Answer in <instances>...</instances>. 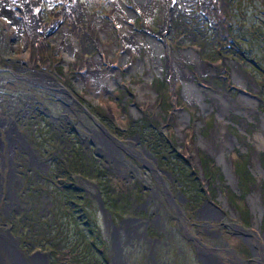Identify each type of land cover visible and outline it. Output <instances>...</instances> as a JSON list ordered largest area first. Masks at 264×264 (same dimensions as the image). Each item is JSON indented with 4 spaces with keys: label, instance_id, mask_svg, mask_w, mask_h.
I'll list each match as a JSON object with an SVG mask.
<instances>
[{
    "label": "rangeland",
    "instance_id": "1",
    "mask_svg": "<svg viewBox=\"0 0 264 264\" xmlns=\"http://www.w3.org/2000/svg\"><path fill=\"white\" fill-rule=\"evenodd\" d=\"M33 1L36 3L34 13L41 19L37 23L42 26V34L36 33L34 36V44L37 45L41 58L35 61L36 49L33 47L30 50L34 67L53 73L58 87L68 91L66 100L63 99L64 95L59 97L57 92L55 95L67 106L72 104L78 113H75L77 120H71L70 114L63 113L58 106L48 103L50 95L45 93L46 90L41 91V85L32 86L28 82L31 64L26 50L30 48V41L25 32L24 35L15 31L9 16L0 9V68L5 63L2 60L7 63L4 70L0 71V111L3 95V112L5 116L12 114V118L17 117V123L27 137V145L24 146L29 149L18 148L22 151V162L28 166L18 172L21 177L16 187L3 188L4 199L1 206L6 224L2 222V227L10 230L14 225L12 222L15 220V211L22 209L23 213L16 214L19 216L17 222H20L17 228L29 222L30 228L36 230L30 231L28 237H31L32 232L37 234L36 242L42 243L39 247L45 246L43 243H47V240H52L51 243L55 245L60 242L69 243L73 249L82 237V255L86 256L84 264H95L93 257L96 253L99 255V252L96 250L95 253L94 249H101L95 243L99 246L97 239L100 236L104 243L116 246L112 236L114 232L117 231L122 236L126 232L127 235L134 232L131 225L124 231L125 228L117 224L116 213L127 206L124 220L132 218L130 215H135V210L145 209L146 223L138 225V233L141 234L145 228L148 230L152 226V230L157 231L160 227L166 231L165 237L158 241L149 232L141 254L137 250H130L129 264H204L206 257L198 259L196 250L198 253L211 254L210 258L217 264H264V165L259 157L264 152V144L259 145L257 138L258 134H262L264 139V124L261 122L262 116L264 119V100L257 94V77L263 79L264 76H257L258 71L254 75L253 70V64L264 66V0H218L212 7H203L197 2L192 6H184L185 9L176 7L171 18V29L162 33V39L185 65L182 66L183 69L180 67L181 71L172 70L173 73L167 68L165 54L160 52L158 56H151L147 43L136 42L137 38H134L126 44L128 48L123 44L121 28L117 27V19L112 16L113 0ZM156 3L158 6L153 9L150 22L145 20L150 16H142V19L127 23L142 33L147 32L146 27L149 26L150 40L154 39L153 34L162 30L159 25L163 20L162 6L159 2ZM72 4L77 5L78 11L68 8ZM118 12L123 14L121 9ZM95 17L100 20L101 26L94 22ZM89 18L92 19L91 23ZM3 19L6 25L3 24ZM63 27L76 34L78 42L81 40L86 48L82 52L74 49L72 54L76 56V60L67 57L70 54H65L56 43L58 35L54 33L55 29ZM66 35L69 36L68 33ZM112 40L115 41L114 46L98 47L99 42ZM190 47L200 60L184 55L182 57L181 51ZM126 48L129 56L121 59ZM100 49H104L105 53L110 52V56H105ZM158 49V43L155 42L151 50L156 52ZM47 53H52V62ZM98 54L102 55L99 67L109 71L106 79L112 84L104 80L95 85L93 79L84 73L86 67H80L82 58L89 59ZM154 58L160 60V66L154 63ZM46 60L52 67L47 65ZM140 62L142 66H138ZM201 63L206 68L200 67ZM158 70L164 74L162 80L158 78L163 77L159 76ZM181 73L185 75V79L187 77L186 83L181 79ZM79 77L84 79L83 83L79 82ZM204 80L208 83H204ZM169 83H172L175 94ZM148 84L153 93L146 89ZM195 84H203V87L225 95L223 111L217 104V98L205 93L206 88L200 87L203 95L199 99H195V89L185 93L186 86L195 87ZM244 98H249L250 102ZM252 98L256 100L257 106L251 101ZM151 99L154 100L153 103L150 102ZM12 104V107H8ZM50 115L68 121L63 122L64 126L79 121L86 129L83 140L90 134L103 136L104 142L110 147L109 152L104 150V155L98 154L97 147H90L88 139L89 143L85 142L80 151L95 152L101 158V162L96 161L97 165L100 164L98 170H104V175H108L110 180L102 182V176L94 175L95 171L89 168L79 171L83 177L74 179L77 188L74 187L79 191L71 187L57 190L69 201L70 209L74 212L70 213V217L55 214L56 222L50 220L46 223L43 217L48 214L52 189H60L62 186L53 185L52 189L49 185L39 187L37 183L41 177H38L37 171L42 175L44 170L30 168L32 158L27 152L38 151L42 156L48 150L47 146H50L43 142L50 137L60 139L58 136L63 133L60 126L62 123L56 125L59 130L54 128L53 131L51 124L48 125ZM41 119L43 123H40ZM32 120L38 122L36 129ZM127 125L133 127L131 133L126 135L123 129ZM135 136L141 143L136 141ZM145 136L147 140H143ZM150 136L153 141L158 140L160 143L171 140L169 147L175 154L188 160L191 170H195L190 172L193 177L186 180L182 187L173 182L169 171H162L164 165L155 160L152 152L148 154L141 147L149 144ZM206 143L213 145V150ZM55 144L58 149L60 144ZM194 147L199 159L200 156L210 158L205 161L207 176L204 178L199 177L201 171L199 173L198 164L193 158ZM220 150L227 165L232 166L235 184L225 171V162L218 160ZM40 156L38 159H41ZM247 159L254 175L249 189L239 180L234 167L236 164L240 171ZM43 163L48 165L49 160L45 159ZM212 163L214 168L218 167L217 171L213 170ZM241 174L244 175V172ZM135 182L142 185V188L145 187V190H138ZM240 182L242 186L239 187ZM179 188H186L189 193L187 197L180 193ZM229 188L237 194L241 189L242 197L232 196ZM128 189H132L131 192ZM118 193L125 196L129 193L128 203L123 199H119V203L114 202L118 199ZM256 196L260 198L259 206L252 202V198ZM189 198L192 199L188 200ZM87 202H90L89 208L86 206ZM62 204L61 200L54 202L52 210L58 211ZM105 204L110 206V211L104 207ZM211 248L217 250L213 251ZM103 249L107 251L108 248L104 246ZM89 253L92 256H88ZM207 263L213 264L209 259Z\"/></svg>",
    "mask_w": 264,
    "mask_h": 264
},
{
    "label": "flooded vegetation",
    "instance_id": "2",
    "mask_svg": "<svg viewBox=\"0 0 264 264\" xmlns=\"http://www.w3.org/2000/svg\"><path fill=\"white\" fill-rule=\"evenodd\" d=\"M156 1L161 3L162 0H156ZM214 1H218V0H169L168 7H169V14H170V18H169L170 24L172 22L171 18H172L173 11H175L176 7L181 6L182 9H185L184 6H192L195 2H197L200 6L209 5L212 7ZM118 2H120L118 5V11L121 9V11L123 12L122 20L124 22L128 23L131 21H136L139 18L142 19L143 15L138 8L137 1L118 0ZM35 4L36 3L34 2V8H35ZM68 8L72 9L73 11L75 10L78 11V7L76 4L69 5ZM4 13L6 16H9L8 19H10L11 22H13L15 26V31L17 30L19 31V33L25 32L27 34L28 40L30 41L31 49L33 47L36 49V56L34 58L35 61L37 59H40L41 56L38 51V47L37 45L35 46L34 44V42L36 41V39L34 38L36 33L42 34L41 32L42 26L37 23L41 21V19L38 18V15L35 13L36 17H30L29 20H24L22 23H20V20L15 16L18 22L16 21V18L13 16V14L10 12L9 9L4 11ZM82 14L85 15V13H82ZM151 17L152 16H150L149 18L145 20H148L150 22ZM31 21H32V26H29L28 24ZM89 22L91 23L90 20ZM38 26H40L39 30H38ZM58 32H59V29H55L54 33H57L58 35ZM152 37L156 40V42H157V39H162V35H161V38H159L160 36H156V34H153ZM79 45L80 47H77V49H79L80 52L86 49L84 46V43H82L81 40L79 41ZM47 54L49 55V53ZM77 54L80 56L78 52ZM54 55L55 54H53V56ZM50 56H52V53L48 57L49 61L52 62V59L50 58ZM82 59L85 60V58H82ZM82 59H81V63H82ZM2 61L5 63L1 64L2 69L0 68V71L4 70V68L7 66L6 61L5 60H2ZM29 63L31 64L30 66L31 73H30V77L27 79L28 82L32 84V86L41 85V87H43L41 91L46 90L45 93H49L50 95V98H48L49 100L48 103L58 106L62 110L63 113L70 114L69 118L71 120L73 119L76 121L77 119L75 117V113H78V110L74 106H72V104L67 106L64 102H62L59 98H57V95H55L56 92L59 94V97L64 95L63 99L66 100L68 91H66L62 87H58V85L56 84L57 79L52 76L53 74L52 72H50L49 70L46 71L43 69L35 68L34 62H32L31 58L29 60ZM47 65L51 66V64L49 65L48 61H47ZM158 73L160 74V75L158 74L159 76L162 75V73H160L159 70H158ZM162 76H163L162 78L160 77L158 78L162 80L164 78V74ZM169 84H170L171 91H172L173 85L172 83H169ZM2 88H3V84H2ZM31 89L33 90L34 87H32ZM10 97H12V95ZM33 100H35V98H33ZM12 106L13 104L8 105V107H12ZM132 108H134V106H132ZM3 111H4V104H3V95H2V111H0V156H2V161L0 162V264H59L60 260H61V264H65V262L70 263V264H84V260L86 259V256L82 255V247H81L83 243L82 237H80L79 243L74 246L73 248L74 251H72L73 249L71 248V244L60 242L59 244L55 245L51 243L52 240L51 241L47 240V243H43V244H46L45 246L39 247L40 245H42V243L40 244L36 242V237L38 236L37 234L32 232L31 237H28V233H30V231L36 230V229L30 228L31 226L29 222H25L23 226L21 225L20 227L17 228V224L20 223V222H17V218L19 217L17 215H20L21 213H23L22 209H18L17 211H15L17 215L16 214L14 215L15 220L14 222H12L15 226L14 225L11 226L10 230H7L2 227V222L6 224L5 222L6 220H4V215L2 213V206H1L2 200L4 199L3 188L7 186L16 187V185L18 184V179L19 177H21V174L19 175L18 172L21 170V168H24L27 165L22 162L21 157L23 155H21L22 151H20L19 149L25 147L27 150H29L27 146H24L25 144L27 145V141L25 140L27 137L23 133L22 128L18 125L17 117L14 116V118H12L11 117L12 114H8L7 116H5ZM26 116L28 118L29 113H27ZM106 116L108 117V115ZM48 119H49L48 121H50L48 125L51 124L53 131H54V128H57L56 125L59 122L62 123L60 126L62 128L63 133H61L58 136L60 139L57 140L56 137H50L48 138L47 141L43 142V144H49L50 146H47L48 150H46L45 153L42 154V156H40L39 154L40 152L38 151H34L35 153L27 152L29 154V157L32 158L31 163H30V168L36 171L44 170V173L42 175H40L37 171V174L39 175L38 177H41V180L38 181L37 183L39 187L49 185V187H51L52 189L53 185L62 186L60 189H52L53 193L49 196V201H50L49 206L50 207L48 208L49 209L48 214L45 217H43L46 219L45 220L46 223L50 222V220H55L56 219L55 214L61 215L64 217L66 216L70 217L71 214L74 212L73 210L70 209L69 203H66L67 201L66 202L64 201V196L59 194L57 190H61L66 187H71L75 189L76 182L74 181V179H76L77 177H80V178L83 177L82 175H80L79 171H86L88 167H89V170L96 171L98 167V165L96 164V161L101 162L100 160L101 158H99L95 152L94 153L82 152L80 151V147H82L85 142H88V140H90L89 141L90 147L92 146L97 147L96 152L98 154L102 155L104 150L107 152L110 151V147L107 145L108 143L104 142L103 136H100L98 134L96 136L93 134H90L88 135V138H87L88 140L87 139L83 140V138H85V135H86V129H84V125L80 124L79 121L77 123L75 122L76 124L70 123L69 126H64L63 122L67 123L68 121H64V119L61 120L56 115L55 116L50 115L48 116ZM32 121L31 123H33V126L36 124L34 126V129H36L38 127L37 126L38 122L37 121L32 122ZM43 122L44 121L41 119L40 123H43ZM129 126L130 125H127L126 128L123 129V131H126ZM57 130H59V128H57L56 131ZM79 132L81 134H79ZM111 132L113 131L111 130ZM135 139L137 142L141 143L140 139L137 136H135ZM55 143L60 144L58 149H56ZM141 147H143V149L149 154V152L146 150L145 145ZM4 152L6 153L7 158L6 156H4ZM39 156L41 157V159H38ZM45 159L49 160L48 165L47 164L45 165L43 163V160ZM40 161L42 162L39 165L38 163ZM162 171L166 173L164 169H162ZM75 190L79 191V189H75ZM142 190L144 191L145 187H143ZM83 194L85 195V193ZM56 199L58 201H56ZM60 200L62 201L63 204L61 205V207L58 208V211L56 210L54 212L52 210V207L53 206L55 207L56 205V204L54 205V202L58 203ZM124 210H126V206H124ZM124 210L121 211L120 213H118L119 211L116 213L117 215L116 219L118 220L117 224L118 226H123L125 228L124 231L127 230L126 227L131 225L134 232L130 235H127L128 232H126L125 235L123 234V236L117 231L114 232L112 236H113V241L116 244V246H113V245L110 246V244H107V242L104 243L100 235H99L100 238L97 239L99 246L95 243L96 247L102 248V246L103 247L106 246L108 248L107 249L108 254L106 256L109 259L110 264H129L128 259H129V254L131 253L130 250L133 249V251L135 252L137 250V253L141 254L143 250V246L146 245V240H147V236L149 232L152 234L151 236L154 237L152 238L157 241L159 240V238L163 236L165 237V234H166V231L164 232L163 228H160V227L158 229L159 231L152 230L153 226L150 228L147 227L148 230H146L145 228L141 234L138 233L137 232L138 225L142 223H146L144 222L145 221L144 220L145 219L144 218L145 209L139 208L138 210H135L136 211L135 215L133 216L130 215L132 218L128 220H124L123 218L124 215L127 214V213H124L125 212ZM141 213H143V216L141 215ZM112 221L114 222V220ZM2 229H5V230H2ZM42 229L43 228H40V230ZM211 249L213 251L217 250V248H211ZM96 250L99 252V255L96 253ZM94 251L96 253L94 258L95 259L97 258L96 264H100L103 259L102 254L104 252L101 249H94ZM196 253L199 256L198 259H201V256H204L206 258L208 257L209 260L213 262V264H217L214 259L212 260L210 258L212 257L211 254H207L206 252L198 253L197 250H196ZM114 255H115V258H114ZM88 256H92L91 253H89ZM154 259L155 257L153 256V260ZM160 264H164V262H160ZM204 264H206V262ZM207 264H211V263H207Z\"/></svg>",
    "mask_w": 264,
    "mask_h": 264
},
{
    "label": "bare ground",
    "instance_id": "3",
    "mask_svg": "<svg viewBox=\"0 0 264 264\" xmlns=\"http://www.w3.org/2000/svg\"><path fill=\"white\" fill-rule=\"evenodd\" d=\"M68 1L70 2V0H68ZM135 1H137L138 8L141 11L144 18L151 16L153 13V9H155L158 6V4L156 3V0H139V1L135 0ZM119 3L120 2H118V0H113L114 6L112 8V14H113L112 16L117 19V23H116L117 27L121 28V34H122L121 38L123 40V44L126 46V44L128 42H131V40H133L134 38H137L136 42L143 41V42L147 43V45L149 47L148 50L150 51L151 56H154L156 54L158 56V54H160V52L165 54V58L167 61V68L169 69V71L172 72V70H174V69H177V71L180 69V71H181L180 67L185 66V65H183L177 59L178 55L173 53V49L171 47H169L168 44H166L163 39H157L159 49L156 52L151 50V46L156 42V40L155 39H153V40L149 39L150 38V27L149 26L146 27L147 32L142 33L140 31L134 29L131 24H127L126 22H124L122 20L123 19L122 15L118 12ZM168 4H169V0H162L160 3V5L162 6L161 14H162V18H163V21L160 23L162 30L159 33H157L156 36H161L162 33L171 29V24H170V20H169L170 14H169ZM215 4H216V2L214 1L213 6ZM204 6H206V5H204ZM0 9H1L2 13H4V11L9 9L10 12L13 14V16L14 17L16 16L20 20V23H22L24 20H29L30 17H36V14L34 13V1L33 0H0ZM17 18H16V21L18 22ZM89 20L92 22L91 18H89ZM93 20H94V22L97 23L98 26H101V22L97 17H95V19H93ZM3 24L6 25V22L4 19H3ZM28 25L32 26V21ZM20 33H23V32H20ZM66 33H68L69 36H67ZM23 34L25 35V33H23ZM56 43H57L58 47H60L63 51H65V54H68V53L70 54V55H66L67 57L69 56L74 60L77 59L76 56L72 53L74 52V49H76L77 47H80V45L76 39L75 34L71 30H69L65 27L61 28L58 32V38H57ZM111 45L112 46L115 45L114 40H112L110 42H99L98 43V47L103 46L104 48H106L108 46L110 47ZM127 48L123 50V53L121 55V59L128 58L129 53H128ZM30 50H31V47L29 49L27 48V50H26V54L29 56V58H31L30 57ZM100 50H102V52L105 54V56H107V57L110 56V52L105 53L104 49H100ZM181 52H182L181 53L182 57L184 55V57L195 58L197 60L198 59L200 60L199 56L193 51V49L191 47L186 48V49H184V51H181ZM100 59H101V54H98L92 58H89L88 60L82 59V63H81V68L83 66L86 67V70L84 71V73L93 79L94 84L95 83L96 84L102 83V82H104V80L108 82V80L106 79V76L109 75L108 74L109 71L107 72L106 70H103L102 68L99 67L100 63H101ZM153 61L158 66L161 65V62L158 58H154ZM32 62H33V60H32ZM138 66H142V63L140 62L138 64ZM200 67H205V64L201 63ZM182 69H183V67H182ZM113 71L117 72V70H115V68H113ZM148 74H150V72ZM148 77H149V75H148ZM181 79L185 83L187 82V77L185 79V75L183 73H181ZM78 80L80 83L84 82V79L82 77H79ZM108 83L112 84L110 82H108ZM204 83H206V82H204ZM194 86L195 87H190V88H188V86H186L184 88L185 93H188V92L192 91L193 89H195L196 93H197L196 94L197 97L195 99L202 98L203 93L200 92L201 91L200 87H203V84L202 85L200 84V86L195 84ZM203 88H206V87H203ZM146 89L148 91H151L152 93L154 92L153 90H151V86L149 84H148ZM205 93H208L209 95H212L215 98H217V102H218L217 104L220 108H222V111H223V109H224L223 104L225 103V100H224L225 95H220L219 93H216L215 91H213L209 88H206ZM244 99H246V101L250 102L249 98H244ZM251 101H254L255 105L257 106V102L254 98H252ZM150 102L153 103L154 100L151 99ZM151 105H153V104H151ZM202 106H205V105L202 104ZM178 112L183 113L182 111H178ZM261 120H262L261 122L264 124L263 116L261 117ZM257 138H258L259 145L264 144L263 143L264 139H263L262 134H260V135L258 134ZM199 142L202 143V141H199ZM206 146L210 147V149L213 150V148H212L213 145L206 143ZM194 150L195 151H194L193 158L196 159V163H197L198 162L197 150L195 149V147H194ZM218 152H219L218 153V160L225 162V166H226L225 171L228 173L230 179H232L233 183L235 184V177H233L232 166L230 164L227 165V162L225 161V158L222 154V150H220ZM252 202L255 205L258 204L257 206H259V202H260L259 196L252 198ZM208 259H209L208 257L204 258V261L206 262V264H207Z\"/></svg>",
    "mask_w": 264,
    "mask_h": 264
},
{
    "label": "trees",
    "instance_id": "4",
    "mask_svg": "<svg viewBox=\"0 0 264 264\" xmlns=\"http://www.w3.org/2000/svg\"><path fill=\"white\" fill-rule=\"evenodd\" d=\"M220 45H221V43H220ZM216 50H217V48L214 49V51H216ZM257 65H254L253 64V66H255V69H253L255 71V74L254 75H257L256 72L258 71V75L257 76H260V74L262 76H264V66H261L259 63ZM257 80L259 82L258 83V92L259 93H257V94L260 95V97H262L261 99L264 100V97H263L264 96V89H263V86H264V81L263 80H264V78L261 79L260 77H257ZM133 125H130L128 127V129L126 131H123V132L126 135L128 133H131L130 132V131H132V128L131 127H133ZM135 133H137V132H134V134ZM137 136H139V138H140V135L139 134H137ZM143 140H147L146 136L143 138ZM161 141H164V139H162ZM171 143H172L171 140H169V141L168 140H165L163 143H160L158 140H154L153 141V137L150 136L149 144H147V145L144 144V145L146 146V150L148 152H150V153L152 152L154 154L153 157L155 158V160L157 162H159L160 164L164 165L163 167H164L165 171L167 170V171L170 172V174L172 175V178H173V182H175L176 184H181V186H179V187H182V184H184V182L186 180H188V179H190V178L193 177V175L191 173H193L195 170H191L190 164H189L188 160H186L184 157L180 156L179 154H175L173 152V150L169 147V144H171ZM259 157L261 158L262 164L264 165V152H262V154ZM208 159L210 160V158L207 157V156L206 157L205 156L204 157H201L200 156L201 165H202L203 172H204V177L207 176V174L205 172V170L207 169V167H205V161H207ZM244 163H245V165H243V166L240 167V171L241 172H244V175H242L243 173L241 174V172L238 171L236 164H234V167L236 169L235 170L236 174L239 176V180H241L243 182L244 187H246L247 189H249L250 182H252V180H254V175L251 173L250 168L248 166V159L246 161H244ZM212 168H214V164L213 163H212ZM262 169H264V166L262 167ZM213 170L217 171L218 170V167H215ZM94 175H98V176L101 175L102 177H100V178H103V179H101L102 182H108L110 180V178H108V175H106V174L104 175V170H100V169L98 170V168L94 172ZM199 177H201V175H199ZM97 181H98V178H97ZM170 181H171V179H170ZM135 185L137 186V189L138 190H140V191L142 190V186L138 182H135ZM193 185H191V186H193ZM240 186H242V183L241 182L239 184V187ZM128 190L131 192L132 189H128ZM178 190L180 191V193H182V195H184V197H187V195L189 194L188 191H186V188H179ZM212 190H213V188H212ZM229 190H230V188H229ZM105 191L107 192V189H105ZM230 193H232V196H240V197H242L241 189H239V194H237L232 189L230 190ZM129 195H130L129 193L126 196L123 193H121V194L118 193L116 195V197H118V199L115 200L114 202L119 203V199H123V201H125V203H128L127 198H128ZM85 196H86V194H85ZM111 196H112V194H111ZM78 198H80V197H78ZM191 199L189 198L188 200H191ZM64 201L65 202L67 201V200H65V197H64ZM84 201H86V198H85ZM111 202L113 203V201H111ZM66 203H69V201H67ZM196 203H198V202H196ZM71 205H74V204L72 203ZM125 205H127V204H125ZM86 206H88L87 208H89L90 207V202H87ZM104 207L108 211L111 210L110 209V206L107 205V204H105ZM238 212H239L240 215L243 216V213L239 209H238ZM244 219H246V218H244ZM112 220H114V217H112ZM263 222H264V219H263ZM103 248L104 247L102 246L101 250L104 253L102 254V258L103 259H102V261H101L100 264H110L109 259L106 256L108 254V251H106ZM96 259L94 258L95 264L97 263L96 262ZM89 261H90V259H89Z\"/></svg>",
    "mask_w": 264,
    "mask_h": 264
},
{
    "label": "water",
    "instance_id": "5",
    "mask_svg": "<svg viewBox=\"0 0 264 264\" xmlns=\"http://www.w3.org/2000/svg\"><path fill=\"white\" fill-rule=\"evenodd\" d=\"M204 82L208 83L206 80H204ZM172 92H173V94H175L174 90H172ZM197 159H198L197 164H198V168H199L198 169L199 173L201 171V176H202V178H204L203 169H202V165H201L200 159L198 157H197Z\"/></svg>",
    "mask_w": 264,
    "mask_h": 264
}]
</instances>
